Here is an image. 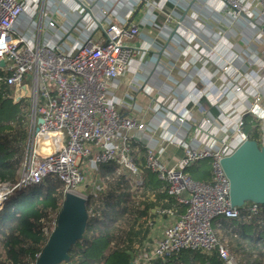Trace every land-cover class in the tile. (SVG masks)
I'll return each mask as SVG.
<instances>
[{
	"label": "built area",
	"instance_id": "1",
	"mask_svg": "<svg viewBox=\"0 0 264 264\" xmlns=\"http://www.w3.org/2000/svg\"><path fill=\"white\" fill-rule=\"evenodd\" d=\"M226 2L238 17L264 20V0ZM23 11L22 0H0V72L4 73L0 83L12 88L15 103L31 98L34 142L26 154L20 181L14 186L0 183V209L15 190L38 185L49 175L64 183L65 194L75 193L85 200L89 195L96 197V191H86L91 173L98 165L110 162L117 163L137 184L142 182L131 145L143 127L133 116L122 115L111 98L113 84L129 69L135 52L131 40L140 34L139 25L109 24L102 28L101 42L88 40L74 53H67L58 46L33 48L24 39L14 38L15 24ZM49 27L55 28V22L50 21ZM220 71L232 81L238 77L228 66ZM250 114L264 121L258 103ZM205 120L211 123L210 118ZM243 125L241 118L238 138L224 137L217 149L186 145L185 158L175 167L164 165L152 149L146 151L145 167L165 183L167 194L184 212L158 209L161 216L177 214L178 218L137 252L133 264L166 261L186 251L217 256L224 264H238L213 224L260 212V205L255 203L232 206L230 181L221 166V161L247 140ZM42 136L50 137L53 146L49 142L39 144ZM205 160L212 161L209 184L195 182L185 173L186 168ZM81 187L85 190L79 192Z\"/></svg>",
	"mask_w": 264,
	"mask_h": 264
},
{
	"label": "crops",
	"instance_id": "2",
	"mask_svg": "<svg viewBox=\"0 0 264 264\" xmlns=\"http://www.w3.org/2000/svg\"><path fill=\"white\" fill-rule=\"evenodd\" d=\"M22 1L13 37L33 48L74 53L88 40L101 42L109 24L139 25L129 69L111 96L122 115L143 127L134 139L139 168L145 167L141 148L175 167L186 145L217 149L224 137L238 138L237 123L256 103L264 113V20L236 16L226 0ZM225 66L237 79L222 75ZM155 203L153 213L160 207ZM177 218L157 213L148 239L161 236Z\"/></svg>",
	"mask_w": 264,
	"mask_h": 264
},
{
	"label": "trees",
	"instance_id": "3",
	"mask_svg": "<svg viewBox=\"0 0 264 264\" xmlns=\"http://www.w3.org/2000/svg\"><path fill=\"white\" fill-rule=\"evenodd\" d=\"M31 108V100L15 103L12 88L0 83V183L14 186L20 181ZM243 121L242 130L247 139L262 144L264 121L251 114L245 115ZM136 146L133 140L131 149L135 157ZM145 152V148L140 149L143 156ZM140 170L142 182L137 184L125 176L117 163L98 165L92 176L100 182L102 190L96 192V197L88 196L85 233L71 247L69 259L62 264H133L137 252L151 242L149 223L157 215L153 213L155 202L159 203V208L184 212L167 194L165 183L155 173L144 166ZM185 173L195 182L209 184L212 182V161L196 163L186 168ZM65 195V185L55 175L10 195L0 209V264L37 263L56 227ZM213 226L219 239L227 240L226 247L238 264H251L253 257V264H264V205H260L258 215L220 219ZM153 264L224 262L207 253L186 251Z\"/></svg>",
	"mask_w": 264,
	"mask_h": 264
},
{
	"label": "water",
	"instance_id": "4",
	"mask_svg": "<svg viewBox=\"0 0 264 264\" xmlns=\"http://www.w3.org/2000/svg\"><path fill=\"white\" fill-rule=\"evenodd\" d=\"M38 122L42 124L43 120ZM221 166L230 181L233 207L241 208L246 203L264 205V141L259 144L245 140L231 156L221 161ZM87 221L86 200L67 192L56 227L36 264H62L67 261L71 247L82 239Z\"/></svg>",
	"mask_w": 264,
	"mask_h": 264
},
{
	"label": "rangeland",
	"instance_id": "5",
	"mask_svg": "<svg viewBox=\"0 0 264 264\" xmlns=\"http://www.w3.org/2000/svg\"><path fill=\"white\" fill-rule=\"evenodd\" d=\"M39 2H40V0H38ZM26 99H28V100H31V98H26ZM28 117H29V126H28V130H27V134H28V138H27V145H26V147H25V154H27L28 153V151L31 149V147L33 146V132H34V123H33V121H32V108L30 109V112H29V114H28ZM263 140H264V137H263ZM23 166H24V164H23ZM121 169V168H120ZM22 170H23V167L21 168V171H20V178H21V174H22ZM121 171H122V169H121ZM93 172H95V171H93ZM93 172L91 173V178L89 179L90 181V183H89V192H91V191H96V192H98V191H100V190H102L101 189V185H100V182L99 181H97V180H95L94 178H93ZM125 174V176L126 177H128L129 179H131L132 181H133V179L131 178V176L129 175V173H124ZM135 182V181H134ZM135 183H137V182H135ZM7 185H9V184H7ZM10 186V185H9ZM84 191L85 190V187H81V189H79V192H82V191ZM10 197V196H9ZM158 237H160V235L158 236ZM227 241V240H226ZM226 241L224 242V243H226ZM254 257L250 260V262H251V264H253L254 263Z\"/></svg>",
	"mask_w": 264,
	"mask_h": 264
},
{
	"label": "bare ground",
	"instance_id": "6",
	"mask_svg": "<svg viewBox=\"0 0 264 264\" xmlns=\"http://www.w3.org/2000/svg\"><path fill=\"white\" fill-rule=\"evenodd\" d=\"M46 142L51 143V146H53V145H52L53 142L50 140V137H48V136H42V137H40V139H39V144H41L42 146H44V144H45ZM42 149H44V148H42ZM72 194L77 195V194H75V193H72ZM0 200H1V198H0Z\"/></svg>",
	"mask_w": 264,
	"mask_h": 264
}]
</instances>
